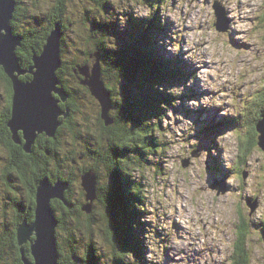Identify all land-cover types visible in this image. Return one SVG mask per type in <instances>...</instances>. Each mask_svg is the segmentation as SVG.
Wrapping results in <instances>:
<instances>
[{"label":"rangeland","instance_id":"rangeland-1","mask_svg":"<svg viewBox=\"0 0 264 264\" xmlns=\"http://www.w3.org/2000/svg\"><path fill=\"white\" fill-rule=\"evenodd\" d=\"M148 1L20 0L17 1V6L20 9L23 8V15L27 17L21 19L22 22L19 19L17 24L18 29H20V25L23 27L24 22H32L35 18H41L42 20H39L41 27L39 28H43V25L47 23L51 25L53 22V31L57 30L62 35L56 34L57 39L54 38V45L50 43L52 34V31H50L45 37L43 47L35 56H38L46 66H53L58 60L59 65L56 69L60 68L64 72L66 66L73 68L76 64L81 65L77 69V72L80 73L94 64L95 53L98 48L93 53V60L88 52L93 47H98V42L102 39L99 35H95V32H88L91 28L90 21L95 23L91 20L92 16L99 23H101L100 21L109 22L111 26L117 28V32L118 28L120 31L128 29V31L134 32L139 28L142 20L146 18L153 19L148 17L158 11L157 17L162 21H166L168 31L166 35L154 31L153 40L158 47L160 46L162 51L164 48L166 51L164 54L168 59H172L175 55L183 59L186 62V67L191 68L194 72L195 79L188 77L184 82L181 79V83H169V92H172L173 95L185 93L186 96L184 98L178 97L176 101L173 100L171 105L176 107L174 106L175 108H172L168 114H161L160 118L163 119L161 122L162 131L157 128L151 131L154 136L161 139V142L165 144V154L160 152L162 147L153 150L147 149L146 153L149 154L146 156L147 164L142 167H135L138 159L134 155L131 156L128 166L125 161L123 163V160L118 162L124 173L125 171L130 172V176L135 177L134 180L141 183L142 195L145 197L141 202L142 205L144 204L145 213L142 212V215H140V222L145 223L143 242L147 249L144 247L146 254L144 256L148 261H140V263L136 261V258L135 261L138 264H150V262L152 264H190V259L185 260L186 256L192 258L198 254L197 264H240L239 242H241L242 237L244 240L240 243V246H245L247 253H250V260L247 261V264H264V239L262 237L264 231L254 228L257 222L264 220V150L257 144L259 135H261L257 131V124L264 119V112L261 110L264 107V0H158L153 1L152 6L147 5ZM110 2L112 8L107 9ZM215 2H219L218 5L221 7L220 28L228 25L225 31H217L218 29L215 26L217 21L214 9ZM113 12H117V20H107ZM43 20H46L47 23H41ZM110 25H108L109 31L107 32L110 36L107 38L113 44H109L107 40L104 43L102 42L99 50L104 53H107V49L103 50L102 46L111 45L112 48L120 45V41L112 37ZM20 33H22V30H20ZM25 43L24 38H21L20 45L17 48H21ZM17 48L15 50L17 58L14 56L17 63L16 71L18 72L19 69H22L20 71L30 70L33 64L36 65L35 62L30 64L27 69H23L17 55ZM56 49H62L63 51L64 63L62 64L61 58L58 59L57 57ZM51 58L56 59L52 60ZM98 62L101 65L100 57ZM33 70L36 72L38 69L35 67ZM79 73L72 75L71 71H66L68 79H70V76L79 77ZM24 74L28 75L30 73L24 72L21 75ZM109 74L112 76L113 72L109 71ZM39 79L43 84L41 87L51 88L59 94V97H57L51 93L54 99L57 100V106L52 98L49 99L55 109L52 118L45 121V123L51 126L55 123L54 118L56 115H60L59 117L65 116L61 114L62 112L68 114V109L63 108L59 101L66 100L68 104L74 107L73 102H76V97H73V99L67 92L66 85L56 78L40 73ZM122 80L120 77V82ZM102 81L103 83L106 82L103 79ZM129 82H132L130 77ZM113 84L115 85L116 81H113ZM113 84H110L109 88L107 86L105 88L110 99L108 116L112 122L114 120L109 113L110 111L112 114L114 113L115 104L118 102L117 95L114 94L116 87ZM192 85L196 89L195 92L190 94L184 91L185 88L187 89ZM82 86L88 87L86 84H82ZM85 87H82L83 92L91 94L92 92L89 93L85 90ZM110 88L113 89V94H111ZM7 90L5 81L0 78V94H7ZM146 97L148 98V96ZM4 102L0 101V107L1 103ZM79 102L80 107L75 104L78 111L75 119L79 123L76 128L77 133L79 132L82 135L79 131L82 127L85 129L88 126L92 127V124L99 123L97 113L101 104L92 95L82 98ZM112 104L113 109L111 108ZM205 107L212 108L216 120L221 115H234L241 121L242 126L238 129V132L232 131L236 129L235 125L229 126L228 129L230 130L221 132V138L215 136L213 147L209 142L202 140L205 141L204 147H197V153L193 151L194 156L196 154L198 156L195 158L191 155L193 152H189L190 146L187 144H197L199 137L196 135L200 129V115L204 114H201L202 112L199 114L192 113V109L199 110ZM239 113L240 116L238 117ZM125 115L120 111L119 104L115 118H123ZM196 115H199L197 119L198 126L194 125L191 120ZM65 118L67 117L63 119ZM255 118L256 120L260 119L254 129L253 122L256 121ZM18 124L19 127L21 126L24 129L27 137H30L33 133L36 134L33 142H31V150L28 152L32 153L37 135L45 133V131L37 132L32 124H24L21 119ZM103 125H105L104 122ZM26 127L29 129L28 131ZM19 131L22 130L19 128ZM107 136L110 140L111 137ZM42 137L45 138V136ZM42 137L37 153L40 157L42 155L46 157L42 149L49 147L51 149L46 153L55 156L56 154L53 153L54 145L50 142L46 144ZM100 137H103V142L106 144L105 136ZM189 138L191 139L188 140ZM70 142L73 143L69 139L63 140L61 145L64 149L55 147L54 149L57 150L56 159L60 160L67 156L63 165L71 166V170L67 169L63 172L64 178L65 176L69 177L67 182L74 202L80 204L82 197L84 202L87 201L82 209L87 203H90V200L84 199L83 192L86 196L87 193L82 186L80 170L95 165L98 171V176L95 173L96 199L91 202V211L88 212H92L94 217L89 219L85 216L83 220L89 221L92 225V232L89 233L94 243L92 246L95 251L93 252L103 262L106 256H101L98 248L104 246L103 238L106 237L107 232L103 229L98 202L94 210H92V203L101 199L97 194V186L102 187L105 185L106 180L108 189L109 179L108 177L105 178L106 167L103 169L101 167L102 163L92 158V156L91 160L80 156L85 152V146L81 139L76 140L71 145L72 149H68L67 146ZM116 143L118 144V142ZM151 151L157 153L153 155ZM208 152H210L209 155L205 156ZM221 152L227 155V159L222 160L221 164L225 168L228 167L229 170L232 169L222 177H214L209 163L217 168L218 163H212L211 161L215 160L211 156H217ZM74 154L75 158L73 159L71 156ZM77 154L78 156H76ZM159 158L161 161L156 162ZM185 159H188V163L182 164ZM17 160L19 159L12 157L8 142L0 145V172L2 168H5L12 175L7 182L0 180V228L3 229L14 227L21 218L23 219L20 224L24 221L27 226L31 225L35 218L33 211V219L28 221L27 215L30 208L25 206L26 203H32L30 179L33 163L25 162V167H27L23 169L26 171L25 178H20L21 173L13 165V161L16 162ZM54 162L51 158L49 165L45 167V165L40 164V158L34 161L35 168L40 173L42 172V179L45 178L46 185H50V187H53V184L56 183L50 184ZM207 167L208 171H206ZM223 167L221 169L225 172ZM238 171H240L239 174ZM204 172L210 175L211 182L216 184L214 187L218 185L224 190L207 189ZM16 173L19 174V177ZM13 187H18V189L15 190ZM6 198L17 202V206L14 207V204L5 206ZM111 201L114 202V199ZM65 204H68V202ZM101 204L104 203L101 202ZM119 206L125 208L126 212L123 214L126 215V205ZM58 207L57 203L48 207L51 217L54 210L58 212L60 208ZM116 208L117 205L113 207L114 210ZM83 211L85 210L83 209ZM117 216L120 219L118 210H116V213L111 211L109 222L115 233L113 239L115 245L118 246L117 250H122V243L117 235L121 232L119 228L122 224L121 221L117 223ZM83 220L77 222L82 224L84 223ZM20 224L18 223L16 228ZM239 224L242 225L241 229ZM77 226L75 223L73 225L74 231H72L74 234H69L63 230L64 227L61 224L57 228L56 221L58 238L65 237L70 242L59 246L60 259L64 264L70 261L73 263L76 260L75 255L72 256V252H69L70 248H75L79 256L84 254V246L81 242L76 244L70 241L71 236L77 238L80 237L79 231L83 232L81 229H76ZM156 228L163 230V234L162 237H159V241L155 243L150 233L155 231ZM34 232L33 230L30 237L33 236ZM84 233L89 235L87 231H84ZM169 235L170 238L167 243L170 247L177 248L178 253L171 252L169 248H163L162 245L166 241L165 237ZM140 239H142V234H140ZM24 245L26 243L22 245L23 248ZM112 255L109 253L110 259ZM20 256L22 254L19 255V258ZM66 257L68 258L66 259ZM87 260L92 261L91 258Z\"/></svg>","mask_w":264,"mask_h":264},{"label":"trees","instance_id":"trees-1","mask_svg":"<svg viewBox=\"0 0 264 264\" xmlns=\"http://www.w3.org/2000/svg\"><path fill=\"white\" fill-rule=\"evenodd\" d=\"M20 1V0H16ZM154 0H149L147 2L148 6H152ZM18 4V3H17ZM112 3L108 5L107 9H111ZM17 7V9H16ZM117 12H113L109 15L107 20L116 19L117 20ZM13 21L12 26L14 29V32L20 34L23 36L24 40L26 41L25 44H23L20 47L17 48V55L18 58L21 61V66L23 69H27L30 64H33V56L40 52L41 48L43 47L45 37L49 34V32L53 28V22L51 25L39 28L41 27V24L39 20H42L41 18H35L32 22H24L23 27L20 25V29H18V24L15 20V18H26V15H23V8H18V6H15V10L13 12ZM157 11L155 13H152L148 18L153 19H144L141 21L139 28L134 31H120L118 28H114L110 25L109 22L99 21L92 16L91 20L95 23H91V28L88 30V32H95V35H99V37H102V39L98 42V47H93L92 50L88 52L89 56L92 57L93 60V53L96 50V52H99L100 60H101V73H102V79L105 82V85L108 87L110 84H113V81H116V84L114 85L115 91L114 94L117 95V101L120 104V111L125 113L126 115L123 116V118H115L117 114L118 109V102L115 104V110L114 113L110 111V116L113 117V122L108 125H103V119L100 117V108L98 109L97 113V124H92V127L88 126L87 128H81L79 131L82 133H77L76 128L79 126L78 121L75 119L77 116L78 111L75 108V104L79 106L82 98L90 97L91 94H86L85 91L83 92V88L85 86H82L81 80L83 79L79 72H77V69L81 65H74L73 68H69L66 66V71H71L72 75L78 74L81 76H70V79L67 78L66 71H62L60 68L56 70V75L58 77V80L62 82L67 87V92L73 97H76V102H73L74 107H72L68 102L61 101L63 104V108L68 109L67 118L63 119L65 116L59 117V121H61L60 125L57 127L54 136H47L45 133H41L37 135V138L35 140V145L33 146L32 153H29L31 155L30 158H24L26 154L28 153L20 144H17L13 142L11 135L12 132L10 131V128L8 127V121L10 119V109H11V96H12V86L11 81L9 79V76L5 73L3 70V67L0 66V78L5 81L7 85V94L1 95L0 94V101H5L3 104L1 103L0 107V145H4L8 142V145L10 147V152L12 155H18L23 158V161H20L24 164V167L26 166L25 162H31L33 163V170L35 169L34 161L38 160L40 158V164L48 166L49 161L52 158L54 161H57V150L54 149H64L63 145H61V142L63 140L69 139V141H73V143L76 140H79L83 137H86V141L88 142L90 149L87 148V152L90 154V156L87 155L86 151L82 153L80 156L86 157V159L91 160L94 158L95 160L102 163V168L104 169L106 167L105 172V178L109 179L111 181V184L113 185L114 189V196L117 202H112L109 199L110 194H107V184L105 180V185L102 187L97 186V194L99 198H101L98 201H95L92 203V210L96 209L97 202L99 205V211L101 212L102 217V225L103 229L107 232V235L105 238H103L104 246H101L98 248L99 253L102 255H105L106 257L103 259V262H101L94 254L93 251L94 247L92 246L94 243L92 241V238L90 236L89 232H92V225L89 221L83 220L84 217L87 216V218L92 219L94 217L93 213H86L83 211L82 206L87 202H84L83 197L81 200V203L78 204L77 202H74L75 200L71 197L70 187L65 191L64 198H52L50 201V205L53 206L57 203L59 205L58 212L53 211V216L55 217L57 221V228L59 224L62 225L63 230H65L69 234L72 233L73 225L76 223L77 228L84 231H87L89 235H86L85 233L79 231L80 237L75 238L74 236H71V240L73 243H82L84 246V254L82 256H79L76 253L75 248H70L69 252H72L71 255L76 257V260L73 261V263L70 261L69 263L65 262V264H138L137 262L140 261H146L145 255V246L142 239H140V234L144 233L145 228L142 222H140V215H142V212L145 213V208L142 205V200L145 198L142 194V188L141 183L138 181H135L133 176H130V172H123L122 167L118 165V162L123 160V163L125 161V164L128 166L131 161V156L134 155L138 160L135 164V167H142V164L144 162H147L146 156L147 149L153 150L154 148H161L162 152L161 154H165V144L161 142L162 140L157 138L152 134L151 131L156 129L157 127L160 128L159 124H161L162 120L160 118L161 114L163 115L165 112V107L170 105L173 101V95L171 92L166 91L165 89L159 88L160 85L167 82H177L180 80V77L183 75L181 72V65L178 67L175 64H172L173 59H168L165 55H162V53L159 52V47L157 43L153 40L152 35L153 32L158 31H164V23L161 22L157 17ZM22 18V20H23ZM21 20V22H22ZM86 22H88L86 20ZM62 24V23H61ZM108 25L111 26V33L112 37L117 38L118 41H120V45L123 47V49H120L118 51L115 50L116 46H113L111 48V45H105L102 46L103 50L107 49V53H104L102 50H99V46L102 45V42H107L109 44L111 41L107 38L108 35L107 32L109 31ZM30 26L32 27L30 29ZM20 30H22V33H20ZM126 32H128L126 34ZM62 35V34H61ZM34 36V37H33ZM31 39V40H29ZM33 40V42H31ZM154 45H153V44ZM118 47V46H117ZM116 47V48H117ZM102 49V48H101ZM89 50V49H88ZM63 52V51H61ZM38 55V54H37ZM102 56V58H101ZM25 58V60H24ZM61 58V64L64 63L62 58V53L60 54ZM24 61V62H23ZM95 61V58H94ZM69 64V63H67ZM109 71L113 72V77L109 74ZM22 80H27L32 77L31 73L26 75H20L19 76ZM115 77V78H114ZM120 77L123 79L120 82ZM129 77L132 82H129ZM114 78V79H113ZM66 83V84H65ZM108 84V85H107ZM126 85H129L130 88L127 89L125 87ZM82 86V87H81ZM135 86V87H133ZM109 88V87H108ZM127 89L132 90L131 94L128 92L129 98L128 100H123L121 96H123L124 91ZM85 90H87L89 93V88L85 87ZM111 94H113V89L110 88ZM54 94L59 97V94ZM148 96V98L146 97ZM82 97V98H81ZM147 98V99H146ZM74 99V98H73ZM69 101H71L69 99ZM114 101V100H113ZM149 102L148 106L147 103ZM114 103V102H113ZM129 105H131V108H129ZM83 106V105H82ZM80 107V106H79ZM113 109V104L112 107ZM264 112V107L261 109ZM85 115V114H81ZM80 115V116H81ZM115 118V119H114ZM158 118V119H154ZM154 120L156 122H152L151 120ZM260 118L256 120L254 123V129L257 124V121ZM159 123V124H158ZM101 126V127H100ZM98 127V131H97ZM90 129V130H89ZM89 130V131H88ZM147 132V133H143ZM87 132V133H86ZM92 132L94 138L96 139L97 136H105L106 144L103 142V137L99 138V141H95L92 137ZM108 133V134H107ZM20 135L22 136V131H20ZM111 137V139H108V136ZM42 136H45L43 138ZM44 140L46 144L49 142L54 145L53 147V153L56 155H48L46 152L49 151L51 148H43V153H45L46 157L43 155L40 157V155L37 153L38 148H40L39 142L40 139ZM95 143H93V141ZM24 142L25 140L22 139ZM118 142V144L116 143ZM73 143H68V149H72L71 145ZM116 143V144H115ZM161 145V146H160ZM88 146V145H87ZM93 148V149H92ZM109 151V152H108ZM152 152V151H151ZM157 152L153 153L155 155ZM52 154V152H51ZM24 156V157H23ZM78 156V154L76 155ZM73 159L75 158V154L71 156ZM119 157V158H118ZM67 156L60 159V162L66 161ZM156 160V159H154ZM160 158L156 160V162H159ZM110 165L108 166V164ZM20 166V165H19ZM59 166V164H57ZM71 167V166H69ZM131 167V165H130ZM129 167V168H130ZM25 167L24 169H26ZM88 170H92L96 173L98 176V171L95 167V165H90L87 167H84L80 170V179L81 175L86 173ZM213 170H216L213 167ZM26 171L23 170L22 174H24ZM54 173V172H53ZM38 171L36 169V176L32 173L31 179H30V185H36L33 186L34 189L32 190V203H26L25 206L30 208L29 214L27 215L28 221H31L33 219V211L35 209L36 205V192H37V184L38 182H41L42 177L37 176ZM54 174L55 176L51 177L50 183H55L59 180L61 181H67L64 176L61 174V169L59 168ZM12 175L4 168L1 169L0 172V180H5L6 182ZM25 178V177H22ZM37 178V179H36ZM39 178V179H38ZM34 191V192H33ZM109 195V196H108ZM73 196V195H72ZM84 199L86 198L85 193L83 192ZM106 197V198H104ZM111 197V196H110ZM55 202V203H54ZM68 202V204H65ZM104 203L101 204L100 203ZM19 203V202H18ZM22 203V200H21ZM117 205L116 210L120 212V219L119 216H117V223L121 221V226L119 228V231H121L119 234H117L121 240L122 250H117V245H115V240L113 239V231L110 227H107V218L106 214L114 212L116 213V210L113 209L114 206ZM119 205H126L127 207V214H123L126 212L124 207H121ZM17 206V202H14V207ZM54 209V207H53ZM82 215V216H81ZM22 219V218H21ZM21 219L18 220V222L14 225V227H10L9 229H3L0 228V264H22L19 258L20 251L19 246L17 243V235H16V227L18 223H20ZM83 220L84 223L79 224L77 221ZM119 220V221H118ZM241 224H239V227L241 229ZM56 228V236H57V260L59 264H64V262L61 261L60 256L61 253L59 252V246L63 243H70L68 240L64 237L59 239V233ZM75 229V230H76ZM98 230L102 231V229ZM99 231V232H100ZM117 231V230H115ZM101 234V232H100ZM243 236V235H241ZM240 236V237H241ZM264 239V235H262ZM35 236L33 235L31 237L32 240H34ZM89 239V240H88ZM244 240V238L241 237V242ZM239 242V251L241 255V262L240 264H247V261L250 260V254L247 253V248L245 246H240ZM32 242L26 243L24 245V251L25 253L30 252ZM119 244V243H118ZM65 246V245H64ZM238 246V245H237ZM64 248V247H63ZM62 248V250H63ZM109 249V251H108ZM76 253V254H75ZM109 253L112 255L111 259L109 258ZM108 255V256H107ZM79 258H78V257ZM136 261H135V258ZM68 257H66L67 259ZM88 258H91L92 261L87 260ZM141 263V262H140Z\"/></svg>","mask_w":264,"mask_h":264},{"label":"water","instance_id":"water-1","mask_svg":"<svg viewBox=\"0 0 264 264\" xmlns=\"http://www.w3.org/2000/svg\"><path fill=\"white\" fill-rule=\"evenodd\" d=\"M12 7V0H0V66L3 67V70L5 73L9 76V79L11 81L12 86V96H11V109H10V119L8 121V127L10 128V131L12 132L11 138L13 142L22 145V147L29 152L31 150V142H33L35 133H33L30 137H27L25 135V131L21 126L19 127L18 121L21 119V122L24 124H32L33 127L36 129L37 132H44L47 134V136H54L55 131L57 127L60 125L61 121L58 120L57 116L54 118L55 123L53 125L46 124L45 121H47L44 116L43 119L39 118V115L33 116L31 113H28L26 116V120L22 118L23 113L28 109L26 108L27 105V97L25 95L32 94L37 89L44 88L41 87L43 84H41V80L39 79L40 73H45L47 76H51L52 78L58 79L56 75V68L58 67L59 63L58 60H56L55 65L53 66H46L41 62V60L38 58V56H33V62H35L36 65H32L31 69L28 71H20L22 69H19V71H16L17 63L16 59L13 54L15 53V48L19 44V37H11L9 36L11 34V16L13 12ZM215 13L217 16V22L216 26L220 30H225V27L220 28V22L219 19L221 18L220 12L221 8L218 4H214ZM51 38L50 43L55 45V39H57V35H60V32L58 33L57 30L53 29L51 30ZM56 54L59 59L60 57V50L56 49ZM37 55V54H36ZM96 60L93 64L95 69V75H100V64L98 62L99 55L96 52ZM56 59V58H51ZM92 66V68H93ZM37 68L38 70L35 72L33 69ZM91 68V69H92ZM91 69L88 67L85 69L82 73L85 76V79L82 80V84H86L90 91L99 98L100 101L104 99V110L101 113V117L105 123V125H108L112 122L111 118L108 116L109 111V97L107 94V90L105 83L98 81L95 82L88 78L87 73L91 72ZM29 72L31 73L32 77L27 80H22L19 76L24 73ZM45 99H47L48 103L52 108H54L51 104V98L53 99L54 103L57 106V100L54 99L51 92L48 91L47 88H45ZM28 93V94H27ZM49 97V98H48ZM50 99V100H49ZM54 105V104H53ZM55 109V108H54ZM61 114L66 115V112H62ZM53 116V112L49 119H51ZM48 119V120H49ZM19 128L24 133L21 136L19 134ZM26 130L28 131V128L26 127ZM257 131L260 132L261 135H259L257 144L258 146L264 150V119L261 123L257 124ZM45 134V135H46ZM22 139L25 141L23 142ZM92 173L90 171L86 172L84 175V178L87 174ZM93 174V173H92ZM95 176V175H94ZM49 183V182H48ZM51 184V183H50ZM84 185V181H83ZM69 183L67 181H57L55 184H53V187H50V185H46V180L43 178L41 182H38L37 184V192H36V205L34 209V222L31 225H28L24 223V221L16 228V235H17V243L21 244V242H24L25 239L30 240V234L34 232V243L31 245V254L34 258V262L30 261L29 259L25 261L22 256H20V260L23 262V264H54V260L57 259V253L55 252L54 247V231H55V225L56 220L55 217L52 214V217L50 215V212L48 210V207L50 206V199L51 198H64V193L68 189ZM85 187V185H84ZM86 189V187H85ZM87 191V190H86ZM95 198V194L94 197ZM92 198V199H93ZM88 200H92L88 198ZM112 229V228H111ZM113 231V229H112ZM113 234H115L113 232ZM21 254V249H19Z\"/></svg>","mask_w":264,"mask_h":264},{"label":"bare ground","instance_id":"bare-ground-1","mask_svg":"<svg viewBox=\"0 0 264 264\" xmlns=\"http://www.w3.org/2000/svg\"><path fill=\"white\" fill-rule=\"evenodd\" d=\"M21 4V3H20ZM17 5V1L16 0H12V7L14 8L13 9V12H14V10H15V6ZM13 12H12V14H13ZM23 18V16L20 18V21H21V19ZM12 21H13V15L11 16V21H10V25H11V34L9 35V36H11V37H15V36H18L19 37V44L17 45V46H19L20 45V41H21V36H20V34H18V33H16V32H14V29H13V26H12ZM14 21H16V22H18L19 21V18H15V20ZM128 30V29H127ZM60 36H61V33H60ZM17 46H16V48H17ZM16 48H15V50H16ZM98 53V55H99V52H97ZM226 53V52H225ZM16 58H17V56H16V54H13ZM95 67L93 66V68L91 69V72H88L87 73V75H88V78L89 79H91V80H93V81H95V82H97L98 83V81H101V82H103L102 81V73L100 74V75H95ZM80 75L82 76V80H84L85 79V76L82 74V73H80ZM81 80V81H82ZM81 84H82V82H81ZM99 84V83H98ZM125 87H127V85L125 86ZM45 88H47V87H44V88H42V89H37L35 92H33L32 94H28V95H25L26 97H27V99H28V101H27V105H26V108H28L24 113H23V115H22V118L24 119V120H26V116H27V114L28 113H31L34 117L35 116H37V115H39V118L40 119H43V116H44V118L46 119V120H48L49 118H50V116H51V114H52V112H53V110H54V108H52L51 106H50V104L48 103V101H47V99H45V91H46V89ZM89 88V87H88ZM128 88H130V86L129 87H127V89ZM48 89V91L49 92H51L52 94H54V90H52L51 88H47ZM127 89L124 91V93H123V96H121L122 97V99L123 100H128V98H129V95H128V92H130V94H131V91L132 90H128L127 91ZM90 90V89H89ZM90 93H91V91H90ZM91 95L94 97V98H96L97 100H98V102H99V104H101V106H100V117H101V113L103 112V110H104V99L102 100V101H100L99 100V98H97L93 93H91ZM129 108H131V105H129ZM101 119H102V117H101ZM29 130V129H28ZM206 132L208 133L209 132V129H206ZM201 143L202 144H204L205 143V141H202L201 140ZM159 161H161V160H159ZM88 171H90V172H92V173H89V174H87L86 175V177H85V179H83L84 178V175L86 174V173H84V174H82L81 175V182H82V186H83V188L85 189V187H86V189H85V191H86V193H87V195H88V198L89 199H92L93 197H94V194H95V198H93L92 200H90V203H87L84 207H83V209L88 213L89 211H91V202L92 201H94L95 199H96V187H95V182H96V176H94L95 175V172H93L92 170H88ZM87 171V172H88ZM135 178V177H134ZM83 181H84V185H85V187H84V185H83ZM139 182V181H138ZM107 194H110V196H109V199L110 200H112V199H114V201L115 202H117L116 201V199H115V196H114V189H113V185L111 184V181H109V183H108V189H107ZM86 198H87V196H86ZM88 200V199H87ZM18 215H20V214H18ZM23 215V214H22ZM21 216V215H20ZM106 218H107V227H110V222H109V219H110V217H109V213H107L106 214ZM23 219V218H22ZM21 219V220H22ZM20 220V221H21ZM56 220V219H55ZM20 224V223H19ZM32 237V236H31ZM57 236H56V225H55V231H54V247H55V252L57 253ZM28 242H32L31 243V245L34 243V240H32L31 238H30V240H28L27 241V239H25L24 240V242H21V244H19V247H21L20 249H21V254H22V258L25 260V261H27L28 259L30 260V261H32V262H34L35 263V261H34V258H33V256H32V254H31V249H30V252L29 253H25L24 252V249H23V244H25V243H28ZM263 242V241H262ZM182 243V242H181ZM184 243V242H183ZM167 253H170V252H167ZM166 253V254H167ZM58 254V253H57ZM250 254V253H249ZM197 256H198V254L197 255H195L194 257H192V258H189V257H187L186 256V258H185V260H187V259H190V261H191V263L190 264H197ZM21 261V260H20ZM174 261V260H173ZM21 263L23 264V262L21 261ZM54 264H59L58 263V260L56 259V260H54Z\"/></svg>","mask_w":264,"mask_h":264},{"label":"flooded vegetation","instance_id":"flooded-vegetation-1","mask_svg":"<svg viewBox=\"0 0 264 264\" xmlns=\"http://www.w3.org/2000/svg\"><path fill=\"white\" fill-rule=\"evenodd\" d=\"M56 21H58V20H56ZM61 22V21H60ZM21 36V38H23V36L22 35H20ZM53 96H56L55 94H53ZM59 103L60 104H63V102H61V101H59ZM66 117V116H65ZM87 133V132H86ZM92 137H93V139L97 142V141H99V138H100V136H97L96 135V139L94 138V136H93V133H92ZM82 138V142L84 143V146H85V151H86V153H87V155L88 156H90V154L87 152V148H91L90 146H89V144H88V142L86 141V137L85 138H83V137H81ZM93 141V140H92ZM93 143H95L94 141H93ZM88 145V146H87ZM93 149V148H92ZM12 155V154H11ZM12 157H14V158H17V159H19L20 161H23V158L21 157V156H18L17 154L16 155H12ZM24 157V156H23ZM24 158H30V155H29V153H27L26 154V156L24 157ZM5 159H6V156H5ZM19 160H17L16 162H14L13 161V165L15 166V168L17 169V171L19 172V173H21V176H20V178H22V177H25V173L24 174H22V172H21V170H23L24 169V164L22 163V162H20ZM57 164H59V166H57ZM20 165V166H19ZM61 169V174L64 176V174H63V172L65 171V170H71V167H69V166H67V165H63V162H60L59 160H57V161H55L54 162V166H53V168H52V171L55 173L58 169ZM4 169V168H3ZM38 171V174H37V176L38 177H41V176H43V174H42V172L40 173V171L39 170H37ZM52 172V176H55L56 174H54ZM32 173L36 176V168L31 172V175H32ZM16 175L19 177V174L18 173H16ZM17 177V178H18ZM64 178V177H63ZM69 177L68 176H65V179L67 180ZM37 179V178H36ZM39 179V178H38ZM11 186V185H10ZM33 186H36V185H30V193L32 194V190L34 189V187ZM15 190H17L18 189V187H13ZM34 192V191H33ZM11 197V196H10ZM12 198V197H11ZM21 200V199H20ZM13 201V200H12Z\"/></svg>","mask_w":264,"mask_h":264}]
</instances>
